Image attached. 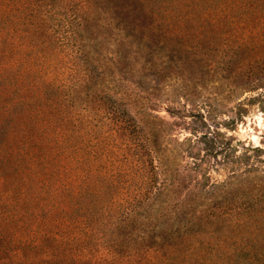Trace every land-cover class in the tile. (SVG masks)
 I'll list each match as a JSON object with an SVG mask.
<instances>
[{
    "label": "trees",
    "instance_id": "obj_1",
    "mask_svg": "<svg viewBox=\"0 0 264 264\" xmlns=\"http://www.w3.org/2000/svg\"><path fill=\"white\" fill-rule=\"evenodd\" d=\"M69 1L74 3L68 8L71 14L64 13L57 20L59 33L58 28L45 26L58 12L55 0H4V37L0 32V264H246L247 223H264V186L249 189L241 182L232 183L230 191L210 193L199 202L176 203L173 198L178 185L174 176L170 179L173 162L168 154L149 157L152 175H141L139 196L134 201L147 196L148 204L139 219L142 223L134 226L138 219L126 215L125 223L115 229L116 241L103 246L107 234L99 230L102 220L90 218L85 209L89 188L81 139L84 120L92 112L106 114L124 142L139 129L134 123L130 128L126 112L110 96L115 86L105 70L114 64L101 59L98 72L92 73L87 67L88 45L116 31L114 54L126 49L127 59L138 63L141 74L148 73L162 36L152 40L147 33L155 26L156 33H162L160 21L175 11L191 13L194 9L184 0ZM80 11L91 18L79 16ZM74 23L86 32L76 50L62 52L74 86L55 85L46 55L52 47L77 42L74 35L80 30L74 29ZM92 23L98 27L91 30L95 38L88 30ZM80 58L86 64L80 63ZM64 89L67 94L62 93ZM135 155L139 168L147 165L142 153ZM153 160L165 173L160 185ZM153 207L158 211L155 217Z\"/></svg>",
    "mask_w": 264,
    "mask_h": 264
},
{
    "label": "rangeland",
    "instance_id": "obj_2",
    "mask_svg": "<svg viewBox=\"0 0 264 264\" xmlns=\"http://www.w3.org/2000/svg\"><path fill=\"white\" fill-rule=\"evenodd\" d=\"M184 1L193 6V12L175 11L160 21L162 33H156V26L147 33L152 40L162 36L148 73L141 74L138 63L127 59L126 49L114 54L116 31L88 45L87 67L92 73L106 59L114 64L105 70L115 86L110 96L126 112L130 128L134 123L139 129L124 142L106 114L92 112L84 120L81 139L89 188L85 209L90 218H101L99 230L107 234L104 247L116 241L115 229L125 223L126 215L138 219L134 226L142 223L139 219L148 199L143 196L135 202L134 197L139 196L141 175H152L149 157L156 154H168L173 162L170 179L174 176L178 185L174 187L176 203L199 202L210 193L230 191L232 183L241 182L249 189L264 186V0ZM55 2L58 12L45 26L61 33L57 20L64 13L71 14L68 8L74 3ZM78 14L91 18L83 11ZM73 25L80 30L74 35L77 42L66 39L67 46L52 47L46 55L55 85L74 86L62 55L76 50L86 32ZM97 28L95 23L88 26L90 31ZM0 32L4 37V0H0ZM90 34L95 38L93 31ZM137 152L146 166L137 165ZM153 163L160 185L165 173L156 160ZM154 190L149 193L151 200ZM152 211L155 217L157 208ZM245 241L246 264H264L261 220L257 226L247 223Z\"/></svg>",
    "mask_w": 264,
    "mask_h": 264
}]
</instances>
